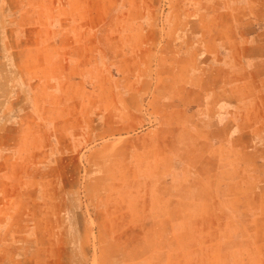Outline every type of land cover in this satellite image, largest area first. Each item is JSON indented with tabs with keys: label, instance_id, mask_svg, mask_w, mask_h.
<instances>
[{
	"label": "crops",
	"instance_id": "0c3cea01",
	"mask_svg": "<svg viewBox=\"0 0 264 264\" xmlns=\"http://www.w3.org/2000/svg\"><path fill=\"white\" fill-rule=\"evenodd\" d=\"M49 1L48 16L56 18L31 29V40L23 39L17 21L9 50L8 25H0V36L6 34L0 55V264H23L10 263L16 257L41 264V253L48 257L45 264H70L65 247L70 201L48 188L49 168L32 167L31 129L51 126L42 113L66 104L73 69L79 66L88 79L89 64L98 74L111 62L103 51L93 58V48L107 44L106 21L120 0H62L60 10L56 0ZM128 1L132 12L147 17L126 30L141 37L129 47L144 54L155 47L158 55L148 99L158 126H148L145 136L161 135L152 139L144 175L151 191L175 195L140 223L185 222L181 187L188 176L214 177L209 207L255 209L249 221L239 222L264 223V0ZM16 15L20 20L23 12ZM70 16L77 23L67 22ZM162 252L180 253L157 255ZM127 256L123 264L163 263L161 258L154 263L152 251H127Z\"/></svg>",
	"mask_w": 264,
	"mask_h": 264
},
{
	"label": "rangeland",
	"instance_id": "374dc122",
	"mask_svg": "<svg viewBox=\"0 0 264 264\" xmlns=\"http://www.w3.org/2000/svg\"><path fill=\"white\" fill-rule=\"evenodd\" d=\"M3 2L7 5L0 8V25H8L9 50L17 39V21L22 25L23 39L31 40L35 38L31 29L56 18L48 16L49 0ZM62 2L56 0L57 10ZM129 4L128 0L119 1L106 21L107 44L100 51L93 48V58L103 51L111 62L98 74L96 65L89 64L92 71L88 79L81 77L79 66L73 69V76L66 81V104L61 98L63 103L55 105V112L42 113L51 126L31 129L32 167L38 172L40 167L49 168L48 188L55 191L57 199L70 201L65 240L70 264H112L113 258L123 264L127 251H152L154 263L161 258L162 264H167L165 258L172 259L169 264H264V223L239 222L249 221L255 209L230 212L223 206L209 207L213 193L208 187L214 184V177L185 178L181 187L185 222L140 223L151 215L152 208L159 212L175 195L151 191L149 177L144 175L152 139L161 135L155 131L145 136L148 126H158L148 108L150 89L159 72L158 55L155 47L146 54L143 49L129 47L130 42L141 43V37L126 30L147 22V17L132 12ZM17 12H23L20 20ZM67 22L77 23L71 16ZM5 35L0 36V55L5 54ZM243 210L245 214H241ZM129 219H135L136 224ZM129 228L132 231L128 232ZM157 251L180 253L162 252L160 257ZM47 258L41 253L38 262L45 264ZM12 262L31 263L21 261V257Z\"/></svg>",
	"mask_w": 264,
	"mask_h": 264
}]
</instances>
